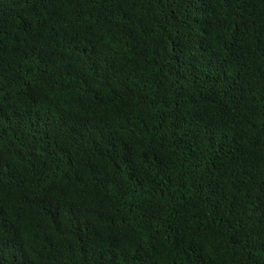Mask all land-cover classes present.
<instances>
[{
  "label": "trees",
  "instance_id": "16d2710c",
  "mask_svg": "<svg viewBox=\"0 0 264 264\" xmlns=\"http://www.w3.org/2000/svg\"><path fill=\"white\" fill-rule=\"evenodd\" d=\"M0 264H264V0H0Z\"/></svg>",
  "mask_w": 264,
  "mask_h": 264
}]
</instances>
